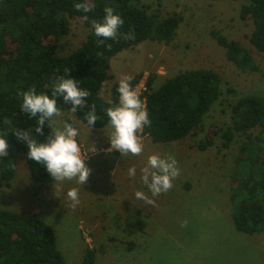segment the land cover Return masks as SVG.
<instances>
[{
  "label": "rangeland",
  "instance_id": "374dc122",
  "mask_svg": "<svg viewBox=\"0 0 264 264\" xmlns=\"http://www.w3.org/2000/svg\"><path fill=\"white\" fill-rule=\"evenodd\" d=\"M161 17L174 16L178 26L169 44L144 40L123 49L110 60V79L101 96L108 100L114 82L124 76H152L159 86L174 74L194 68L212 69L220 77L221 95L204 115L200 127L183 139L155 143L141 136L144 151L123 156L109 147L110 124L90 128L71 112L54 117V127L70 120L79 129L77 140L87 153L91 173L85 185L75 180L40 184L31 180L22 152L17 153L9 186L0 188V208L24 215L36 214L48 223L65 264H82L87 248L95 251L93 264H264V230L247 234L236 230L230 212L231 175L238 170L240 144L236 135L223 147L218 128L230 123L229 105L247 94H264V53L248 40L249 20L239 17L241 0H133ZM68 34L57 42L56 55H67L85 40L89 27L84 19H70ZM217 30L237 41L252 56L256 71H240L225 56L211 35ZM51 137L54 131L51 126ZM84 130L92 132L88 135ZM212 139L204 150L201 139ZM95 149L93 152L92 150ZM173 156L180 175L173 188L153 197L155 206L137 200L136 191L149 196L141 182V169L148 157ZM132 166L135 178L128 176ZM79 189L80 203L72 209L70 188ZM186 222V223H185ZM184 225V226H182Z\"/></svg>",
  "mask_w": 264,
  "mask_h": 264
},
{
  "label": "trees",
  "instance_id": "16d2710c",
  "mask_svg": "<svg viewBox=\"0 0 264 264\" xmlns=\"http://www.w3.org/2000/svg\"><path fill=\"white\" fill-rule=\"evenodd\" d=\"M241 1L239 17L249 20L252 26L248 40L257 51L264 53V0ZM76 2L79 0H0V134L7 131L5 138L9 144L8 155L0 160V188L10 185L19 152L24 155L31 180L40 184L54 181L46 166L28 158L27 144L12 134V128L29 131L38 143H48L51 137L47 121L41 134L36 131L38 117L30 118L21 111L20 92L35 87L38 93L51 96L53 81L59 75H66L64 70L69 68V78L76 79L81 88L91 93L86 98L88 107L72 114L88 126L85 113L95 106L98 120L94 128H102L110 124L107 108L119 103V82L112 84L108 100L101 96L104 82L110 79V60L123 49L144 40L169 44L178 26L176 17H161L133 0H92L96 7L89 13L77 11ZM105 6L114 8L123 18L119 31L134 30L135 39H109L99 43L103 38L95 35L93 25L103 22ZM75 17L83 18L89 27L86 38L67 55H56L57 42L68 34L70 19ZM210 33L237 69L258 70L250 53L237 41L217 30ZM140 77V74L132 77L133 88ZM152 82V76H148L145 106L152 124L142 134L155 143L176 141L193 134L221 95L218 73L207 68L180 71L157 87ZM57 106L71 112V106L62 97L57 100ZM229 107L230 123L217 129L222 146L228 147L236 135L246 136L239 147L238 170L231 175L234 183L230 192V215L236 230L254 234L264 230V94L239 96ZM6 117L11 126L4 123ZM212 143L210 138L201 139L197 148L204 150ZM94 258L95 251L87 248L82 264H93ZM0 264L65 262L54 231L46 221L36 214L24 215L0 208Z\"/></svg>",
  "mask_w": 264,
  "mask_h": 264
},
{
  "label": "clouds",
  "instance_id": "9594fccd",
  "mask_svg": "<svg viewBox=\"0 0 264 264\" xmlns=\"http://www.w3.org/2000/svg\"><path fill=\"white\" fill-rule=\"evenodd\" d=\"M95 7L92 0H79L74 4V8L83 13H89ZM123 24V18L115 12L114 8L105 6L103 22H96L93 25L95 35L103 38L99 43L104 44V41L109 39H135L134 30L127 33L119 31ZM107 47L110 49L111 45L109 44ZM64 71L66 75H59L53 81L51 96L46 92L38 93L35 87L19 93L22 96L21 111L28 114L30 118L38 117L36 131L42 134L43 126L47 121L53 128L54 138L50 137L48 143H38L29 131L19 128H12L11 131L18 140L27 144L28 158L37 164L46 166V170L55 181L75 180L78 184L85 185L88 182L91 169L85 162L87 154L82 152L81 145L77 140L80 134L79 129L73 123L67 122L63 124L62 129L56 128L53 118L63 115L57 106L59 98L62 97L63 102L71 106V113H76L78 110L88 107L86 98L91 93L89 90L81 88L76 79L69 78L68 74L71 69L66 68ZM131 80V76H124L119 80V103L106 110L112 128L108 135L111 144L108 151H119L123 156L129 153L139 156L144 151L140 134L146 126L150 127L152 124L149 112L141 100L140 94L132 87ZM85 119L90 128L95 127L98 120L95 106L85 113ZM4 123L11 126V121L7 117ZM7 135V131L0 134V160L8 155L9 144L5 138ZM92 151L94 152L95 149ZM140 171L141 182L147 186L151 196L143 191H136L135 197L137 200L143 201L144 205L150 206H155L153 197L170 191L173 188V181L180 175L178 162L171 155L167 157H161L158 154L150 155L147 165ZM136 174L135 166L129 168L128 176L130 178H135ZM67 198L71 201L69 206L75 209L80 203L79 189L70 188L67 191Z\"/></svg>",
  "mask_w": 264,
  "mask_h": 264
},
{
  "label": "built area",
  "instance_id": "2783aa9c",
  "mask_svg": "<svg viewBox=\"0 0 264 264\" xmlns=\"http://www.w3.org/2000/svg\"><path fill=\"white\" fill-rule=\"evenodd\" d=\"M146 79H147V76H141L139 81L137 82V84L134 86V89L140 94V98L144 102V104H145V100H146L145 99L146 98V96H145ZM140 135L141 136H146V135H143L142 133ZM80 145H81V148H82V152L85 153V149H84L83 145L82 144H80ZM110 147H111V145H109V147H107V148H102L101 151L106 152V151H108V149ZM85 154H87V153H85Z\"/></svg>",
  "mask_w": 264,
  "mask_h": 264
},
{
  "label": "crops",
  "instance_id": "0c3cea01",
  "mask_svg": "<svg viewBox=\"0 0 264 264\" xmlns=\"http://www.w3.org/2000/svg\"><path fill=\"white\" fill-rule=\"evenodd\" d=\"M86 133H88V135L90 134V133H92V132H89V130H84Z\"/></svg>",
  "mask_w": 264,
  "mask_h": 264
}]
</instances>
